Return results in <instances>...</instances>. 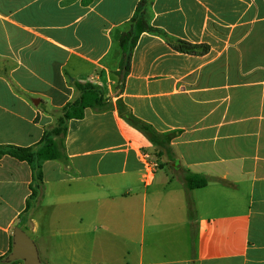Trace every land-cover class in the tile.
Returning <instances> with one entry per match:
<instances>
[{
	"label": "crops",
	"instance_id": "1",
	"mask_svg": "<svg viewBox=\"0 0 264 264\" xmlns=\"http://www.w3.org/2000/svg\"><path fill=\"white\" fill-rule=\"evenodd\" d=\"M138 2L0 0V145L38 143L78 98L74 82L110 104L70 119L66 161L42 164L29 218L40 264H264V0H151L160 34L140 33L120 82L117 36ZM175 40L208 51L181 53ZM140 152L158 162L151 175ZM186 172L206 185L186 189ZM30 181L25 162L1 157L0 264H22L2 260Z\"/></svg>",
	"mask_w": 264,
	"mask_h": 264
},
{
	"label": "trees",
	"instance_id": "2",
	"mask_svg": "<svg viewBox=\"0 0 264 264\" xmlns=\"http://www.w3.org/2000/svg\"><path fill=\"white\" fill-rule=\"evenodd\" d=\"M151 0H139L135 11L130 19L127 31L117 36L121 55L118 64L117 75L119 81L123 82L129 71L132 49L142 32L160 34V31L149 24L148 8ZM172 48L178 52L186 54H204L208 51L206 45H193L182 40L170 42ZM74 87L78 91V98L67 103L60 111L54 125L46 128L38 143L30 147H18L13 145H0V159L3 155L25 162L30 169L31 181L29 184L30 194L25 202V207L19 216L27 214L33 203L42 195V164L48 160L66 161L64 153L63 139L66 134L67 122L70 119H81L85 108L106 109L110 104L104 100L101 90L90 82L76 83ZM116 108L120 117L132 128L139 131L151 146L155 148L158 157H164L169 161L174 160V153L167 140L154 132L147 126L132 117L125 108L116 102ZM207 183L205 177L186 172L184 175V185L186 189H196L204 187ZM191 205L188 202V216L191 217Z\"/></svg>",
	"mask_w": 264,
	"mask_h": 264
},
{
	"label": "water",
	"instance_id": "3",
	"mask_svg": "<svg viewBox=\"0 0 264 264\" xmlns=\"http://www.w3.org/2000/svg\"><path fill=\"white\" fill-rule=\"evenodd\" d=\"M2 261L4 263L21 261L22 264H40L35 243L18 226L12 230L10 253Z\"/></svg>",
	"mask_w": 264,
	"mask_h": 264
},
{
	"label": "built area",
	"instance_id": "4",
	"mask_svg": "<svg viewBox=\"0 0 264 264\" xmlns=\"http://www.w3.org/2000/svg\"><path fill=\"white\" fill-rule=\"evenodd\" d=\"M138 159L146 172V176L151 175L158 168L157 160L150 156L147 152H140L138 154Z\"/></svg>",
	"mask_w": 264,
	"mask_h": 264
},
{
	"label": "rangeland",
	"instance_id": "5",
	"mask_svg": "<svg viewBox=\"0 0 264 264\" xmlns=\"http://www.w3.org/2000/svg\"><path fill=\"white\" fill-rule=\"evenodd\" d=\"M153 156H155L154 153H153ZM159 162H161L162 165H164V163H166L164 158L162 160L160 158ZM163 168L166 170V167H163ZM36 206H37V204L33 203L31 209L27 212V214L21 215L20 219L18 220L19 221V226H20L19 228H22V230L23 229H26V230L28 229L29 233L28 232L26 233L25 230H23V231L30 237L31 240H32L33 235H31V231H30L29 218H30V216L33 213V210H34L33 208H35Z\"/></svg>",
	"mask_w": 264,
	"mask_h": 264
}]
</instances>
